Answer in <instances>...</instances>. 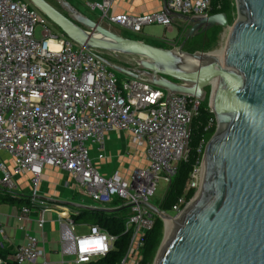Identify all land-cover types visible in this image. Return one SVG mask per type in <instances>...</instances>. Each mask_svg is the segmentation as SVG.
Masks as SVG:
<instances>
[{
  "label": "built area",
  "instance_id": "1",
  "mask_svg": "<svg viewBox=\"0 0 264 264\" xmlns=\"http://www.w3.org/2000/svg\"><path fill=\"white\" fill-rule=\"evenodd\" d=\"M115 1L88 0L87 6L100 14V22L106 20L134 33L154 24L173 28L174 15L213 14L212 0H167V9L141 14L112 12ZM39 26L42 32L37 37ZM52 41L61 44L62 51L54 53L45 47ZM102 56L64 33L52 32L46 16L31 2L0 0V194L25 197L17 182L25 173L31 175L32 186L29 204L20 208L24 240L12 257L18 264L45 259L43 240L27 225L36 220L44 229L48 212L58 214L61 253L72 257L73 264L106 256L118 239L99 224L89 226L87 233H77L70 208L38 194L46 166L68 171L94 201L92 207L108 208L118 199L120 206L129 208L125 231L131 232V238L121 264H140L145 237L160 218L149 207L160 204H153L151 198L159 181L169 186L179 162L189 156L192 122L202 102L145 79L119 77ZM214 124L211 119L207 129ZM114 131H130L134 143L145 151L147 164L133 168L128 177L118 171L104 175L94 161V153L99 159L105 157L106 138ZM202 160L187 183V190L194 189L195 195L201 187ZM191 200L182 196L172 212L180 214ZM32 208L39 209L36 219L31 218ZM1 228L0 248L4 249ZM99 237L105 238L101 246L89 243ZM5 262L0 257V263Z\"/></svg>",
  "mask_w": 264,
  "mask_h": 264
},
{
  "label": "water",
  "instance_id": "2",
  "mask_svg": "<svg viewBox=\"0 0 264 264\" xmlns=\"http://www.w3.org/2000/svg\"><path fill=\"white\" fill-rule=\"evenodd\" d=\"M29 1L78 45L133 60L122 65L103 55L114 70L209 99L217 128L205 146L200 189L175 216L149 205L164 227L165 218L175 219L153 264H264V0H235L233 23L226 12L185 16L189 30L173 48L123 36L68 0H57L61 10L47 0ZM214 27L229 30L222 54L185 49Z\"/></svg>",
  "mask_w": 264,
  "mask_h": 264
},
{
  "label": "crops",
  "instance_id": "3",
  "mask_svg": "<svg viewBox=\"0 0 264 264\" xmlns=\"http://www.w3.org/2000/svg\"><path fill=\"white\" fill-rule=\"evenodd\" d=\"M68 1H70L80 11L90 16L88 14L89 9L87 8L88 0ZM163 8H167V0H116L112 6V12L141 14L161 10ZM95 14V19L92 17L91 18L102 24V22H100L99 13ZM173 19V28L167 29L165 27L167 35L164 33L162 36H156L151 30L144 29L140 33L141 37L135 39H141L155 45H160L158 44V42L164 41L169 45L168 48L179 46L178 44H175L173 42L177 39L176 37L180 34V31L185 30V25L187 26V23L185 22L186 18L185 16L174 15ZM174 31L175 34L171 36L168 35V32ZM116 32L120 34V32ZM147 38L152 41L146 40ZM93 157L96 166L104 175H111L115 171H118L122 176L128 177L131 174L133 168L143 167L147 164L144 149L134 143L133 136L130 131H114L109 133L106 138L105 157L103 159H99L97 157V154L95 153L93 154ZM7 159L8 162L12 165L13 161L11 160V158ZM30 179L31 175L28 173L22 174L17 178V182L20 186V189L25 192V199L29 197L32 191ZM38 194L42 198H45L46 200L54 204L68 203L75 207L90 206L92 201L88 196L87 192L81 187L77 186L72 175L68 171L51 166H46L44 168L42 180L38 186ZM65 194L69 195L68 201H60L63 199V196ZM23 205L28 204L19 205V208L17 207L16 213H13L12 210H7V212H3L0 209V226L2 227L1 229H3V236H5L4 249H7L9 252L7 258H4L6 259V262L8 260H13V254L15 253L17 247L24 240V231L21 229V227L25 225V220L21 218L20 213V208ZM120 205V200L116 199L111 205L107 207L108 209H115V212H119L120 208H123V210L125 211V215L127 216V214L129 213V208ZM101 209H106V207ZM78 210L79 211L76 212L71 210L70 213L73 216V214H79L83 209L78 208ZM1 216L3 218H1ZM38 216L39 209L32 208L31 218L36 219ZM46 220L47 222L45 223L44 229H40L38 227L36 220L28 222L27 226L31 228L36 235L40 234V239L43 240L46 249L45 259L48 262L47 264H73V260L72 258H70V256L63 255L61 253V231L59 225L57 226L59 230V238L54 239L52 235L55 223H57L56 221H58V214L48 212L46 214ZM76 224L78 227L80 223L76 222ZM0 257L2 256L0 255ZM45 259L38 260L37 264H45Z\"/></svg>",
  "mask_w": 264,
  "mask_h": 264
},
{
  "label": "trees",
  "instance_id": "4",
  "mask_svg": "<svg viewBox=\"0 0 264 264\" xmlns=\"http://www.w3.org/2000/svg\"><path fill=\"white\" fill-rule=\"evenodd\" d=\"M213 13L226 12L231 21V12L234 9L233 0H212ZM218 27H214L207 33H215ZM206 34V33H205ZM205 34H200L205 36ZM197 37V36H195ZM162 46V45H158ZM204 49L209 47V42L203 45ZM195 51V50H192ZM211 119L215 120V124L211 129H207ZM216 117L211 112L209 106V99L202 102L199 108L198 115L192 122V136L190 140V153L187 160L179 162L177 171L172 177L168 190L163 197L160 205L165 211H172L173 206L178 200L185 195L186 201H190L194 195L195 190H187V183L192 170L197 164L198 160L202 159L205 146L210 140L216 130ZM204 140L202 152L199 148ZM0 202L14 203V204H29V198L13 196L11 194H0ZM75 222L79 223L82 218H87L93 221V224H99L110 234L118 236L115 242L114 249L111 250L106 256L93 260L84 264H121L128 251L131 232H126L125 228V211L120 208L119 212L109 213L103 210H86L83 209L79 214H73ZM164 231V222L161 218L157 217L154 227L147 233L145 237V245L142 250V260L140 264H152L155 259L156 253L160 247ZM0 255L7 258L9 252L7 249H0ZM5 264H18L16 261L8 260Z\"/></svg>",
  "mask_w": 264,
  "mask_h": 264
},
{
  "label": "rangeland",
  "instance_id": "5",
  "mask_svg": "<svg viewBox=\"0 0 264 264\" xmlns=\"http://www.w3.org/2000/svg\"><path fill=\"white\" fill-rule=\"evenodd\" d=\"M26 1L30 2L29 0H26ZM47 1L49 3H51L52 5H54L56 8L61 10L60 3L57 0H47ZM233 1H234V9L231 12V15H232L231 23H233L238 17L237 8H236V2H235V0H233ZM87 8L89 9L88 14L90 15V17L95 19V17H94L96 15L95 13H98V12L97 11H93L89 7H87ZM47 19L49 21V26L51 27L52 32H54V33H56V32L63 33V31L58 26H56L49 18H47ZM102 24L104 26L112 29L115 32L116 31L120 32V34L123 35V36L131 37V38H134V39L141 37L140 33H134L132 31L123 29V28L119 27L118 25H116L114 23H108L106 20L102 21ZM144 29L145 30L146 29L151 30L156 36H162L164 33L166 34L165 26L159 25V24L148 25V26H145ZM188 30H189L188 27L185 25V30L180 31V34L176 37L177 38L175 40L176 42L174 41L173 43L180 45L182 43L183 39L185 38ZM41 32H42V28H41V26H39L37 31H36V36L40 37L41 36ZM173 34H175V31L174 32H168L169 36H171ZM203 34H205V33H203ZM228 34H229L228 28L218 27V30L215 33H207L206 32L205 36L198 35L197 37H194L192 40H190L185 45V49L188 50V51L201 50V51H211V52L220 53L225 48ZM146 40H150V39L147 38ZM150 41H152V40H150ZM207 42H209V47L204 49L203 45L206 44ZM158 44L162 45L163 47H169V45L166 42H164V41L158 42ZM100 53L102 55H104L105 57H108L109 59H111L113 62H117L118 64H122V65H125L128 62H132L133 61V60L132 61L130 60V61L127 62L125 59L118 60L113 55H110L108 53H105V52H102V51ZM117 75L119 77H126L125 74H123L121 72H118V71H117ZM216 124H217V121H216ZM216 128H217V126H216ZM168 187L169 186L163 180L159 181L157 189H156V192H155L154 196L151 198V201H152L153 204H160L161 203V201H162V199H163V197L165 195V192L168 189ZM68 198H69V195L65 194L63 196V199L60 200V201L66 202V201H68ZM93 204H94V201H91V205H93ZM64 205H68L71 208V210L74 211V212L78 211V208L75 207V206H72V205H70L68 203H64ZM17 207L19 208V205L14 204V203L13 204L12 203H6L5 204V203H1L0 202V209L3 212H7V210H12L13 213H16L17 212ZM168 214H170L171 216H175L176 215V213L172 212V211L168 212ZM1 218H3V217L1 216ZM79 223L80 224L77 227V233H87V232H89V226L93 225V221L90 220V219H87V218L80 219ZM57 226H58V223H55L54 230L52 232V235H53L54 239H58L59 238V230H58ZM165 228L166 227H164L163 238L166 236ZM37 237L40 238V234H37ZM163 238H162V241H163ZM162 241H161V243H162ZM70 258H72V257H70ZM153 262H152V264H153Z\"/></svg>",
  "mask_w": 264,
  "mask_h": 264
},
{
  "label": "clouds",
  "instance_id": "6",
  "mask_svg": "<svg viewBox=\"0 0 264 264\" xmlns=\"http://www.w3.org/2000/svg\"><path fill=\"white\" fill-rule=\"evenodd\" d=\"M45 47H51L54 53H59L60 51H62V45L57 44V43L46 42ZM104 239H105L104 237H99L95 240L90 241L89 243L96 245V246H101Z\"/></svg>",
  "mask_w": 264,
  "mask_h": 264
},
{
  "label": "bare ground",
  "instance_id": "7",
  "mask_svg": "<svg viewBox=\"0 0 264 264\" xmlns=\"http://www.w3.org/2000/svg\"><path fill=\"white\" fill-rule=\"evenodd\" d=\"M52 43H55V42L52 41ZM223 52L224 50H222L220 53L222 54ZM174 223H175L174 218H170V217L165 218L166 239H168V237H170V235L172 234Z\"/></svg>",
  "mask_w": 264,
  "mask_h": 264
}]
</instances>
